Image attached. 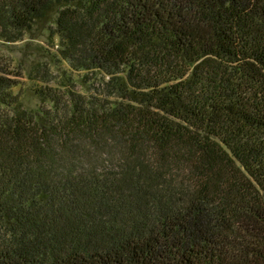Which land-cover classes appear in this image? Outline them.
Masks as SVG:
<instances>
[{
	"label": "trees",
	"instance_id": "1",
	"mask_svg": "<svg viewBox=\"0 0 264 264\" xmlns=\"http://www.w3.org/2000/svg\"><path fill=\"white\" fill-rule=\"evenodd\" d=\"M36 26L61 67L37 108L0 68V264H264V0H0L1 40Z\"/></svg>",
	"mask_w": 264,
	"mask_h": 264
},
{
	"label": "rangeland",
	"instance_id": "2",
	"mask_svg": "<svg viewBox=\"0 0 264 264\" xmlns=\"http://www.w3.org/2000/svg\"><path fill=\"white\" fill-rule=\"evenodd\" d=\"M53 44L50 31L40 26L28 31L24 38L18 41L0 39V68L11 67L12 70L21 73L18 78L21 86L16 88V93H20L22 104L27 108H37L40 105L39 99L32 91L35 83L30 79L33 69L38 65L49 66L55 75H58L57 71L61 64L54 55ZM78 82L82 89L81 81Z\"/></svg>",
	"mask_w": 264,
	"mask_h": 264
}]
</instances>
